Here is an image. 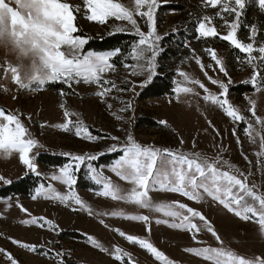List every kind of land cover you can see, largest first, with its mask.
<instances>
[{
  "label": "rangeland",
  "instance_id": "obj_1",
  "mask_svg": "<svg viewBox=\"0 0 264 264\" xmlns=\"http://www.w3.org/2000/svg\"><path fill=\"white\" fill-rule=\"evenodd\" d=\"M247 1L253 2L256 7L251 15H247L245 11ZM63 2L80 6V11L75 13L74 21L78 31L73 35H79L88 41L113 34H127L137 37L135 43L138 42L139 37L135 28L128 21L111 17L106 23L100 24L87 19L83 0H63ZM114 2L121 3L131 10L135 9V0H114ZM157 4L154 13L155 32L160 39L157 41L159 52L155 60V75L147 83L144 75L132 76L130 69L124 67L125 63H134L130 51L128 53L120 51L111 60L116 66V71L104 74V78L113 81L116 87L101 97L96 95L101 91L97 85L86 84L82 79L79 83L73 81L71 87L62 81H47L44 85L37 87L33 84L26 88L14 83L11 79L13 75L11 70L14 68L10 66L9 61L13 64L26 65L28 60L17 51L20 47L19 43L15 47L11 45V36H15L17 42H21L25 34L34 32L48 45L44 30L57 29L47 22L49 18L44 15L42 0H0V8L8 9L10 14L6 26L7 35H5V26L0 21V40L4 41L6 47L11 48L7 55L4 48H0V110L18 116L27 129L25 138H32L38 142L30 156L40 173L39 176L30 173L20 162L19 154L13 152L8 156L0 154V176L12 182L30 176L45 185L44 191H49L48 185L51 184L55 193L67 195L68 187L51 179L52 174L58 172L61 166H49L39 162L40 155L65 158L69 162L64 153L73 155L107 153L111 145L123 146L131 135L133 140L142 146L151 145L160 149L199 152L208 156L218 155L222 160L227 161L233 170H238L247 177L248 187L253 188L257 194H264V149L260 147L264 126L256 122L249 104L250 99L254 100L256 116L264 119V91H256L250 82L253 68L247 63V55L237 49L239 54L231 53L230 61H227V52L235 48L229 41H226L228 46H224L221 41L223 40L221 37L227 35L234 24L237 39L244 44H253V55L259 62L258 48L264 46V8L260 7L259 0H244L243 8L236 5L234 0H221L217 7L205 6L206 0H157ZM28 5L38 7L29 10L26 7ZM222 5H230L235 11H225ZM170 7L179 10L170 11ZM141 10L145 11L146 8ZM205 16L210 18L206 26H214L217 36L198 37L196 30L198 21ZM133 18L140 30L147 33L146 18L135 14V11ZM13 19L17 21L16 24H13ZM22 24L27 27H23ZM192 33L196 35V39H186L192 36ZM178 34L185 36V41L184 49L178 50L177 56H172V63L168 64V66L172 65L175 73L172 95L140 101V92L158 74V57L164 50L161 47L162 41L168 38L169 42L165 44V49L177 50L173 45V38ZM37 43L33 42L32 46L36 47ZM84 46L80 50L81 56L87 53L83 51ZM208 49L215 50L217 57L223 61L228 72L227 76L219 71V66L212 60ZM42 50L46 55L47 48ZM197 58L204 65L203 69L196 63ZM164 68L167 69L166 72L171 70L166 66ZM3 69L9 71L5 73ZM179 72L186 73L189 81L178 75ZM14 74L18 75L16 72ZM261 76L264 77V65L261 66ZM191 80H198L208 91L205 92L199 84L191 83ZM212 80H218L226 85L228 89L225 94L226 99L239 110V114L244 117L243 121H233L218 104L204 99L209 94L220 99L225 98L221 95L223 89L220 84H213ZM258 83H261L260 78ZM178 84L191 87L193 91L177 95L174 88ZM235 87L249 91L241 95L231 94L230 89ZM125 102H130L131 107L121 111L125 108ZM61 104L65 107L61 108ZM65 110L69 111L71 120L81 121L92 135L102 139L89 141L76 137L74 128L66 132L57 127L66 122ZM160 121H166L167 125L161 124ZM113 136L118 137V141H113L111 139ZM121 154L116 151L99 156L92 163L113 183L120 185L122 189H131L130 183L121 180L111 171L112 163ZM110 158L116 159L107 165H100L102 160ZM224 170H228L227 166ZM86 171L85 166L76 174L77 182L71 191L93 209L92 215L81 209L73 200L62 203L59 199L37 195L36 189L40 184L29 198L20 195L0 198V250H3L0 251V264H11L7 256L9 253L17 264H59V260L54 256L44 254L53 251L63 252L64 264H168L169 261L171 264H213V261L185 251L186 248L205 247H222L247 259L264 257V234L261 232L258 214L255 216L249 214V219L243 220L210 197L196 202L187 200L177 193L150 192L149 195L154 203L180 201L202 213L223 243H219L207 231L198 217L194 222L200 227V232L196 236L199 242H195L192 232L170 228L164 223L157 224V219H166L170 222L172 220L161 212L141 208L123 200H112L110 197L96 195L99 186L86 175ZM8 185L10 184L0 181V188ZM33 195L37 198L32 199ZM248 201L252 203L250 198ZM18 205H22L27 211H23ZM255 206H259L258 202ZM112 212H121L124 216H113ZM132 215L149 216L151 231H146L143 222L125 218ZM33 217H45L54 227L45 225L42 228L37 224L22 223ZM101 220L104 221L103 224ZM115 229L126 235L148 240L164 253L166 260H157L139 244L131 243L124 236L119 235ZM89 236L108 251L93 246L88 239ZM13 240L20 241L21 244L13 243ZM23 244L35 245L36 251H30L29 248L23 247ZM116 248L130 254V258L125 256L121 261L115 260L113 255Z\"/></svg>",
  "mask_w": 264,
  "mask_h": 264
},
{
  "label": "snow or ice",
  "instance_id": "obj_2",
  "mask_svg": "<svg viewBox=\"0 0 264 264\" xmlns=\"http://www.w3.org/2000/svg\"><path fill=\"white\" fill-rule=\"evenodd\" d=\"M44 5V15L50 20L59 25V30L45 29V40L48 41V48L46 56L51 68V74L46 80L41 79L36 83L23 84L20 82L19 76L15 75V70H11L13 75L11 79L21 88H26L29 85L41 86L47 81H62L64 84L71 87L73 81L76 83L83 80L86 84H95L101 91L96 95L105 96L108 92L116 87L111 80L105 79L104 74L108 72H115L116 66L111 62L113 57L120 53V49L110 50L106 52L88 51L85 55H80V50L87 43L86 38L79 35H73L78 31L75 21V13L80 11L79 5H72L63 0H42ZM87 19L104 24L111 17L118 20L128 21L138 35V42L135 43L130 50V57L134 61L132 64L125 63L124 67L130 69L132 76L144 75L146 77L145 83L151 81L155 75V60L159 52L157 41L160 39L155 32V18L154 13L158 7L157 0H135V9L131 10L121 3L114 2V0H83ZM221 0H206V5L217 7ZM234 3L240 8L244 7V0H234ZM260 7L264 8V0H259ZM225 11L234 12L235 9L230 5H222ZM142 11L141 9H145ZM135 14L142 18H146L148 26L147 33L140 30L137 26L136 20L133 18ZM206 22H210V18L205 16L198 21L197 32L198 37L208 38L218 35L215 27L206 26ZM17 21L13 19V24ZM27 27V25H23ZM235 25L231 26L228 34L222 36L221 39L229 41L235 49L241 53H245L248 57L247 63L253 68V73L250 82L256 91H264V77L261 76V66L264 65V46L258 48L260 53L259 62L257 57L253 55L254 46L252 43L244 44L239 41L235 35ZM124 31V29H118ZM66 46V47H64ZM64 48V50H62ZM215 64L219 66V71L225 76L228 72L221 59L217 57L215 50H207ZM150 53L151 55H146ZM196 63L203 69L204 65L197 58ZM7 73L8 69H3ZM185 81H189V76L184 72H179ZM79 78V79H78ZM260 78L261 83H258ZM191 83L199 84L200 88L205 92L208 89L198 80H191ZM230 82V81H229ZM213 84H220L223 89L222 96H225L228 89L226 85L218 80H212ZM191 87H183L179 84L174 88V92L191 93ZM63 95V93H61ZM205 100H211L223 108L228 117L233 121H243L244 117L239 114V110L229 104L226 96L220 99L218 96L209 94L204 97ZM250 111L255 117L256 122L264 126V119L256 116V104L254 100H249ZM64 108V104L60 105ZM111 107V105H109ZM131 107L130 102H125V108L121 111H126ZM66 122L59 124L57 127L64 131H71L75 129V136L78 138L95 141L102 139L91 134L89 129L83 125L79 120L73 121L70 118L69 111H64ZM161 124L167 125L166 121H160ZM71 125V127H70ZM251 129V125H249ZM27 129L22 125L18 116L14 114H6L4 110H0V154L8 156L13 152L19 154L20 162L27 168L30 173L37 176L40 173L30 156L33 149L37 147L38 142L32 138H25ZM113 141H118V137H111ZM181 143L183 141L181 140ZM260 147L264 149V136H261ZM119 151L122 153L111 165V171L115 173L121 180L127 181L132 185L131 189H122L120 185L113 183L108 177L103 176L102 170H98L93 166V161H96L99 156L110 154ZM65 157L69 159L68 163L59 167L58 172H54L51 176L52 180L59 181L66 185L69 189V194L62 195L55 193L51 184L48 185L49 191H44L45 185L43 183L36 189L37 195H43L45 198L59 199L62 203L68 200H73L75 204L79 205L81 209L86 210L89 215L94 214L93 209L86 205L78 195L72 192L73 186L77 182V173L86 166V175L99 186L96 195L101 197H110L112 200H123L127 203L137 205L141 208H148L156 212H161L165 217L172 218L169 220L157 219L156 223L167 224L170 228L187 230L193 233V240H196L197 234L200 232V227L194 222L195 218H199L207 228V231L216 238L219 243H223L220 237L213 229L211 224L206 220L202 213L189 207L187 204L180 201H173L170 203H154L149 193L152 191H163L169 193H177L190 201H202L205 197H210L213 201H218L229 212L234 213L237 217L243 220L249 219V214L259 216V223L261 232L264 234V194H257L253 188L246 184L247 177L238 170H233L227 161L221 159L220 156H208L199 152H183L180 150H172L168 148L160 149L154 146H142L135 142L131 135L128 136L127 142L123 146L113 144L108 148L107 153L100 152L98 154H80L73 155L72 153H64ZM227 166L228 170H224ZM243 177V179H241ZM0 181L5 184H11L12 181L0 176ZM55 193V194H54ZM240 193H243L241 195ZM37 196L33 195L32 199ZM248 198L252 203H249ZM258 202V207H256ZM23 209L22 205H18ZM113 216H124L121 212H112ZM103 215V214H101ZM125 218L134 221H141L146 227V231H151V220L147 215H132ZM25 224H37L40 227H54L52 222L45 217L35 218L31 220L22 221ZM103 224L104 221L101 220ZM105 227H108L105 225ZM119 235L124 236L129 242L139 244L140 247L146 249L157 260H166L163 252L159 251L148 240L126 235L119 229H115ZM93 246L100 248L102 251H108L102 244L95 241L94 238L88 237ZM13 243L21 244L20 241L13 240ZM29 248L30 251H36V246L22 245ZM3 251V250H0ZM186 252L194 253L202 256L205 260L213 261V264H264V257H256L254 259H247L231 251H226L222 247L211 248H186ZM45 255H52L59 260V264H64L63 252H48ZM11 264H17V261L7 254ZM130 254L123 252L116 248L113 258L121 261L123 257ZM168 264H171L169 261Z\"/></svg>",
  "mask_w": 264,
  "mask_h": 264
},
{
  "label": "trees",
  "instance_id": "obj_3",
  "mask_svg": "<svg viewBox=\"0 0 264 264\" xmlns=\"http://www.w3.org/2000/svg\"><path fill=\"white\" fill-rule=\"evenodd\" d=\"M254 7L255 5L253 4V2L247 1V7H245L246 14L251 15L255 11ZM169 10L178 11L179 9L176 7H170ZM191 35L192 36L186 39L189 40L196 39V35L194 33H192ZM173 39H174L173 45L175 48H177V50L173 48L165 49V44L169 42L168 38L162 41L161 47L164 48V50L161 52V54L158 57V64H159L158 74L157 76H155L153 81L140 92L139 94L140 101H144L150 98H159L166 95H172L173 93L172 82L175 77V73L172 65L168 66V64L172 63L171 57L172 56L176 57L178 50L184 49L183 43L185 41V36L178 34ZM136 41H137V37L135 36H131L127 34H113L102 39H89L85 44L83 51L106 52L118 48L120 49V51L128 53L130 51V48ZM221 41L224 46H228V43L226 41L224 40ZM169 46H171V44ZM231 53L239 54V51L237 49H232L230 52L228 51L227 61H230L229 58ZM164 66L169 67L171 70L166 72L167 69L164 68ZM247 91L249 90H246L242 87H235V88H231L229 92L234 95H241ZM115 159L116 158L102 160V162H100V165H107L112 161H114ZM38 161L49 166H63L65 163H68V160L65 158L49 157L47 155H40ZM32 178L33 177L27 176L15 182H12L7 187L0 188V198L5 199L9 195H20L22 197H27V198L31 197L34 190L40 184V181ZM84 188L88 189V187H84Z\"/></svg>",
  "mask_w": 264,
  "mask_h": 264
},
{
  "label": "clouds",
  "instance_id": "obj_4",
  "mask_svg": "<svg viewBox=\"0 0 264 264\" xmlns=\"http://www.w3.org/2000/svg\"><path fill=\"white\" fill-rule=\"evenodd\" d=\"M29 10L37 8V5H28L26 6ZM9 12L6 8H0V21L3 22L5 26V35H7V24L9 19ZM48 23L52 24L57 30H59V25L48 19ZM33 42H38L36 47H33ZM10 43L13 47L19 43L20 47L17 48V51L20 55L25 56L28 60L26 65H21L19 63L13 64L9 61L11 67L15 69V72L18 74L20 82L23 84H32L37 81L44 79L46 80L51 74V68L49 67V61L47 56L44 54L42 49L48 48V45L44 43L40 36L34 32H29L24 35L21 42H17L15 36H11ZM0 48H4L5 54H9L11 51L10 47H6L3 40H0Z\"/></svg>",
  "mask_w": 264,
  "mask_h": 264
}]
</instances>
